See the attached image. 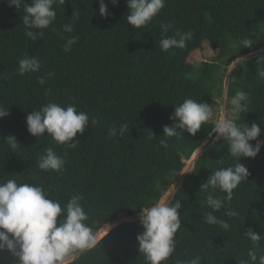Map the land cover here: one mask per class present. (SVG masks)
Here are the masks:
<instances>
[{"label": "trees", "instance_id": "obj_1", "mask_svg": "<svg viewBox=\"0 0 264 264\" xmlns=\"http://www.w3.org/2000/svg\"><path fill=\"white\" fill-rule=\"evenodd\" d=\"M105 4L107 18L99 14V0L54 5L55 23L43 38L32 41L25 36L23 8L16 11L7 0H0V106L10 112L0 119V183L15 179L42 186L62 208L73 195L83 196L81 204L90 217L87 223L96 235L103 227L133 218L161 200L179 180L185 162L192 161L207 142L211 146L198 156L192 174L182 178L172 196L181 203L182 225L168 264L196 255L202 264L247 260L251 244L244 232L251 229L264 237V145L254 159L239 161L250 175L234 190L232 201L215 213L230 224L224 231L205 223L204 213L210 209L200 188L215 170L234 166L228 142L214 140L210 121L194 137L185 132L179 140L169 138L167 149L158 148V138L165 125H173L169 117L186 98L214 109L223 70L238 60L230 72L227 98L231 101L238 91L248 93L247 108L238 123L249 127L257 123L264 132V78L258 75L264 70V0H166L154 23L138 30L127 23V0H118L116 5L105 0ZM75 10L80 19L73 33H65L63 26ZM161 23H172L168 36L176 29L186 35L185 48L160 49ZM72 35L78 41L66 53L65 40ZM244 40L252 45L246 47ZM204 43L219 58L225 57V63L214 59L200 67L190 65L189 56ZM25 56L40 60V72L19 75L18 61ZM49 72L54 73L50 78ZM41 76L46 78L44 85L38 83ZM48 102L72 104L88 114L89 128L78 135L77 148L59 146L47 135L39 140L27 131L26 116ZM92 118L99 123L92 125ZM123 123L129 131L121 139H110L109 129ZM147 130L157 140H146ZM9 135L20 145L15 152L4 142ZM48 147L64 158L62 173L38 168V158ZM215 194L225 195L219 189ZM229 209L238 216H226ZM142 231L140 220L120 224L71 264H147L136 239ZM260 243L264 248V241ZM0 264L18 261L4 251Z\"/></svg>", "mask_w": 264, "mask_h": 264}, {"label": "clouds", "instance_id": "obj_2", "mask_svg": "<svg viewBox=\"0 0 264 264\" xmlns=\"http://www.w3.org/2000/svg\"><path fill=\"white\" fill-rule=\"evenodd\" d=\"M117 2L118 0H111L113 5ZM7 3L16 11L23 8L25 36L38 41L56 21L54 5H63L66 0H31L30 4L24 3V0H7ZM165 4L166 0H127L128 25L138 30L153 24ZM99 14L102 18H107L105 0H99ZM79 19V12L73 11L69 23L63 26V31L73 33L74 25ZM172 28V23L160 24L159 46L164 52L186 46V35L181 30L176 29L173 36H168ZM77 41L78 37L74 35L66 38L64 52H70ZM243 43L246 47L252 45L250 40H244ZM18 64L20 76L38 73L42 67L36 56H25L19 59ZM53 75L54 73H48L49 78ZM258 75L264 78V70L259 71ZM45 82L44 76L39 77L40 85ZM248 99V93L238 91L231 99L230 111L216 119L213 128L215 139L228 142L231 156L235 158L234 166L215 170L200 188V191L206 193V204L210 209L204 213L205 223L219 226L224 231L230 229V224L218 218L215 213L224 208L226 202L232 201L234 190L248 180L250 175L247 167L239 161L242 158L254 159L264 145V140L258 139L264 136L259 124L252 123L249 127L238 123L241 113L247 108ZM9 115L8 109L0 106V119ZM214 115L211 104L186 98L183 103L174 107V113L169 117L174 123L163 127V135L158 138V148L167 149L169 138L179 140L184 137L185 132L196 136L202 125L213 120ZM98 123L97 119H91L92 125ZM26 126L27 131L39 140L47 135L57 145L75 149L79 144L78 135L83 136L89 128V116L86 112L77 111L72 104L64 107L48 102L26 116ZM128 131V124L123 123L119 127L110 128L108 135L110 139H121ZM145 133L146 140H157L151 130ZM252 141H256L255 145ZM4 142L12 152L20 146L12 135L4 139ZM38 168L44 172L59 174L65 171V160L52 147H48L38 158ZM217 189L225 195L217 196ZM82 200L83 196L73 195L62 208L59 201L48 198L42 186L17 183L15 179L0 183V252L7 251L18 264H71L75 256L82 255L97 244L96 236L87 223L90 217L81 204ZM180 209V201L168 199H161L154 205L141 209L139 217L143 231L136 239L138 251L144 255L147 264H168L172 258L176 249L175 237L182 225ZM225 215L236 217L238 212L229 209ZM244 237L251 247L247 252L248 259H238V264H264V248L260 243L264 241V237L251 229L244 232ZM176 264H202V258L196 255L187 261L177 260Z\"/></svg>", "mask_w": 264, "mask_h": 264}, {"label": "rangeland", "instance_id": "obj_3", "mask_svg": "<svg viewBox=\"0 0 264 264\" xmlns=\"http://www.w3.org/2000/svg\"><path fill=\"white\" fill-rule=\"evenodd\" d=\"M214 59L220 60L219 61L220 64H223L226 61L225 57L224 58L223 57L219 58V53L212 51L209 48L208 44L204 43L200 50H197V51L193 52L189 56L188 63L190 65L194 66V67H200L204 62H210V61H212ZM240 61L241 60H238V61L234 62L229 68H227L226 70H223L224 71V73H223L224 80H223L222 85L217 88L216 94H215V97H214V100H215L216 104H215V107H214L213 111H214L215 115H214L213 120L210 121L213 124V126H215L216 119H218L221 116H224L226 114V112L230 111V109L232 107L231 101H229L228 98H227V85L231 81V78L229 77L231 70L237 64H239ZM214 140L216 141L217 139H215V137H214ZM210 146L211 145L206 142L205 144H203L202 146H200L198 148V154L192 159V161H188V163L185 162V167H184V169L182 170V172H181V174L179 176V180H177L167 191H165V193L163 194L161 199L172 200V196L174 194V191L180 186L182 178L190 176V174H192L195 160L198 158V156H200L202 153L207 151ZM136 220H140L139 214L137 216L133 217V218L119 219L116 223H112V224H109V225L103 227L95 235L96 239H97V242L102 236H104L110 230L114 229L116 226H118L120 224H123V223H130V222H133V221H136ZM72 260H71V262H72Z\"/></svg>", "mask_w": 264, "mask_h": 264}, {"label": "built area", "instance_id": "obj_4", "mask_svg": "<svg viewBox=\"0 0 264 264\" xmlns=\"http://www.w3.org/2000/svg\"><path fill=\"white\" fill-rule=\"evenodd\" d=\"M252 57V56H251Z\"/></svg>", "mask_w": 264, "mask_h": 264}]
</instances>
